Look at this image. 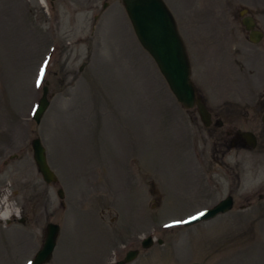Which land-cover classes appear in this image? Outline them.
<instances>
[{
  "label": "rangeland",
  "instance_id": "374dc122",
  "mask_svg": "<svg viewBox=\"0 0 264 264\" xmlns=\"http://www.w3.org/2000/svg\"><path fill=\"white\" fill-rule=\"evenodd\" d=\"M163 2L193 81L217 98L224 11L248 9L264 31V0ZM185 121L121 0H0V264L35 259L48 224L60 231L48 264H112L129 250L139 252L131 264H264V210L171 227L212 205L192 192L213 189L211 161L200 125ZM35 138L57 178L50 185L33 161Z\"/></svg>",
  "mask_w": 264,
  "mask_h": 264
},
{
  "label": "flooded vegetation",
  "instance_id": "af4514ba",
  "mask_svg": "<svg viewBox=\"0 0 264 264\" xmlns=\"http://www.w3.org/2000/svg\"><path fill=\"white\" fill-rule=\"evenodd\" d=\"M224 13L228 19L221 18L214 35L220 57L214 75L217 98L204 80H194L195 98L204 106L205 117L196 106L182 109L185 122L199 124L204 132L203 153L211 161L205 175L211 176L213 189L192 192L202 191L211 208L222 206L224 211L215 218L229 220L237 213L243 219L247 209L264 210V82L258 71L264 68V31L257 14L248 9ZM244 22L251 25L249 30ZM258 34L261 39L255 40Z\"/></svg>",
  "mask_w": 264,
  "mask_h": 264
},
{
  "label": "water",
  "instance_id": "95a60500",
  "mask_svg": "<svg viewBox=\"0 0 264 264\" xmlns=\"http://www.w3.org/2000/svg\"><path fill=\"white\" fill-rule=\"evenodd\" d=\"M122 4L138 42L156 63L175 99L185 108H192L196 105L199 115L204 119L205 108L195 98V88L190 80V63L183 41L178 33L174 18L164 2L162 0H122ZM248 20L250 23V19ZM244 24L248 29L251 27L247 22ZM260 38L261 34H258L255 40ZM46 94L47 89L44 87L38 107L33 113V119L36 123L39 122L48 105ZM31 146L33 160L43 181L46 184L55 183L57 181L56 176L47 164L45 149L40 140L38 138L32 140ZM57 194L59 198H62L61 190ZM216 212V209L204 212L203 215L190 222L195 223L212 218ZM57 233L58 227L56 225L49 224L47 226L45 242L32 264H45L50 260ZM151 243L150 239L144 241L143 248H148ZM136 255L137 251L129 252L120 264L133 261Z\"/></svg>",
  "mask_w": 264,
  "mask_h": 264
},
{
  "label": "bare ground",
  "instance_id": "6f19581e",
  "mask_svg": "<svg viewBox=\"0 0 264 264\" xmlns=\"http://www.w3.org/2000/svg\"><path fill=\"white\" fill-rule=\"evenodd\" d=\"M41 3L44 5L43 0H41ZM7 215H8V213L5 212V213L0 214V217H1L2 219H4ZM5 219H6V218H5ZM153 242H154V241H152V243H153Z\"/></svg>",
  "mask_w": 264,
  "mask_h": 264
},
{
  "label": "snow or ice",
  "instance_id": "6c2138e0",
  "mask_svg": "<svg viewBox=\"0 0 264 264\" xmlns=\"http://www.w3.org/2000/svg\"><path fill=\"white\" fill-rule=\"evenodd\" d=\"M201 215H203V213H201Z\"/></svg>",
  "mask_w": 264,
  "mask_h": 264
}]
</instances>
